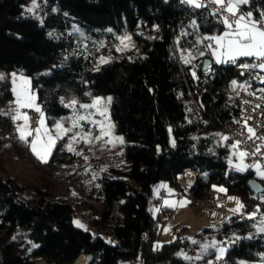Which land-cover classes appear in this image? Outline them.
Returning a JSON list of instances; mask_svg holds the SVG:
<instances>
[{"label": "trees", "instance_id": "trees-1", "mask_svg": "<svg viewBox=\"0 0 264 264\" xmlns=\"http://www.w3.org/2000/svg\"><path fill=\"white\" fill-rule=\"evenodd\" d=\"M29 1L0 0V73L24 70L29 74L43 109L55 118L70 112L66 104L73 99L85 102L100 94L110 96L111 118L125 139L123 157L131 163L124 175L138 188L108 175L101 178L100 194L109 218L103 230L118 237L119 243L111 244L91 229L75 226L72 206L53 199L46 177L63 163L60 155L67 154L66 150L58 140L47 163L42 162L28 143L17 137L10 116L0 111L3 264H35L38 259L74 264L88 253L94 254L91 264H178L177 253L188 247V240L179 234L172 242L156 247L153 222L161 215L153 216L147 204L158 183L165 181L179 188L176 176L188 170L198 175L191 188L196 198H206L215 186L226 189L228 195H239L247 211L259 205V194L251 190L248 180L256 178L264 185V179L252 170L240 173L232 169L233 141L216 134L238 112L235 103L225 107L220 92L232 78L244 79L236 67L217 64L211 70H201V84L206 86L202 102L211 124L204 126L193 118L189 96L193 82L187 70L205 59L203 38L225 29L212 12L183 0H48L41 23L26 14ZM241 8L259 20L264 0H249ZM73 28L91 38L108 40L112 37L108 29H140L144 54L136 62L125 57L100 64L97 52L88 54L80 42L75 43L69 34ZM183 34L187 36L188 58L195 57L191 64L175 53L174 44ZM11 152L42 173L43 185L25 183L10 174L6 157ZM258 217L245 221L232 215L219 225V236L231 239V234H238V239L244 238L238 247L228 249L229 264L256 260L264 251V233L254 228Z\"/></svg>", "mask_w": 264, "mask_h": 264}, {"label": "rangeland", "instance_id": "rangeland-1", "mask_svg": "<svg viewBox=\"0 0 264 264\" xmlns=\"http://www.w3.org/2000/svg\"><path fill=\"white\" fill-rule=\"evenodd\" d=\"M35 2L38 7L34 8L33 12H31L32 14L29 11L26 14L30 15L39 22H43V16L41 15V12H44V10L47 8L48 0H35ZM30 8H33V0H30L26 6L27 10ZM262 14H264V10L261 12V17ZM251 18L257 20L254 14ZM224 31H226V28L221 33L213 34L211 36L220 35ZM108 32L112 33V37L109 43L107 41L108 39L103 37L91 38L89 36H86L78 28H73L69 31V34L73 38H75V43H81V46L88 54H95L97 52V62L99 63L100 57L110 58V61L108 62L110 63L119 61L120 59H123L125 57L132 62H136V58L143 56L144 44L141 40V36L139 35L142 32L140 29L136 30L135 32H129L127 30L117 32L113 31L112 29H108ZM125 34L131 36V44L134 45V47L129 46L124 51H117L116 47L120 45V41L117 39V37L123 36ZM184 35L185 34L180 36L179 41L177 38L178 42H175L174 44L175 53L182 60L188 58L186 54L187 36L185 37ZM253 59L255 58L239 57L237 60L250 63ZM213 61L217 63L215 58L213 59ZM198 62L199 61L192 64V66L187 71L189 72V70ZM225 63L226 62L217 64ZM207 70H210L209 67ZM13 73H15L17 77L23 76L30 81L28 86L29 91L31 94L35 95V104L39 106L41 112L43 113L45 126L50 131H52L54 135V125L57 122H63L65 127H71L70 117H72L74 112H78L81 115L95 113V115L92 117L93 119L103 120L104 117H101L96 112V109L89 108L85 110L79 107L80 104L91 105L96 98H103L107 107L108 120L114 126L113 136L122 137L124 141L123 144L117 143L113 147L110 144H104L102 141L94 142L93 144H85L84 142H81L74 145L76 152L82 153V155H77L75 152L67 151L65 147L69 142V136L71 135V133H69V136H65L63 139L59 140L62 150H66L67 152V154L64 153L60 155V159L63 163L58 166V168L53 169L49 174H46V177L50 182L48 184L49 193L52 195L53 199L59 202H66L72 206L74 210L73 222L74 220L80 221L83 225H85L86 229H91L94 226L97 228H104L109 223V218L105 217L108 207L105 198L100 194V183L102 176L108 175L116 181H121L124 184H130L132 188H138L137 184L131 182L128 177L124 175V172L128 171L131 168V163H129L125 159V157H123V145L125 143V139L123 134L118 131V124L111 118L107 103V98H109L110 96L100 94L92 97L90 100L85 102L77 101V105L74 108H70V112L67 115L60 118H55L48 115L43 109L42 104L38 100L37 90L33 85L32 77L29 74H27L24 70H11L5 73H0L4 76V79H0V96H2V98H0V111L10 116L13 122V128L16 131V135L18 138L20 137V133L17 130V126L23 124L24 121H16L12 119V116L15 115V109L18 107L14 103L17 97L13 89L16 88L20 83L19 80H17L15 84L13 83ZM220 92L222 94L223 104L225 105V107H229L234 104L235 100L233 96L232 86H223L222 88H220ZM19 111L21 113L27 114V116L29 117V128L33 131V135L28 137L27 141L21 140L20 138L19 139L21 141L27 142L31 150V141L35 138L34 130L37 127H40L39 122L41 119V113L37 112L34 108H20ZM31 112H34L37 116L36 124H33L31 121ZM190 122L191 121H188L187 124H190ZM81 124L84 126V131H88L89 128H91L93 134H98V130L87 121H81ZM78 130L79 129H74V131ZM216 134H219L221 138L224 136L219 131L216 132ZM234 151L235 150L232 148V160L230 163L232 169H235L233 165L240 162L239 156L233 154ZM85 156L88 157L87 160L84 159ZM49 158L50 157H48V159ZM243 163L249 165L245 163L244 160ZM6 167L10 174L18 176L20 180L25 183H30L33 185H43L41 180L42 173L39 172L38 169H35L26 158H22L21 156L11 152L6 157ZM249 170L255 172L254 169ZM162 185H164L163 187L166 188L168 196L165 197L162 203L156 206L152 211V214L155 217L161 215V218L159 219L160 228L157 231L155 246L162 247L164 244L172 242L173 239H175L179 234L182 238H186L188 240V247L185 250L180 251L179 253H184L186 256L192 257L193 259L186 260L183 258V256H178L180 258V261L177 262L178 264H210L212 259L219 256V252L216 248H209L206 253H202V246L205 244H210L213 241L220 242L218 243L217 247L223 246L225 248L223 256H226L229 247L224 246V242L228 240H236L240 235L231 234V239H229L225 236H219L217 229L223 221L228 220L232 215H239L240 217L249 218L250 214L252 213H255V216H259L258 214H261V216L258 217V222L254 227L256 231L257 227L260 225V221L264 220V206L260 203L259 199V205L254 210L249 211H247L244 207L240 196L236 194H230L227 196L226 200L224 201V204L227 208V211L225 212L196 210L190 207L189 203L184 207H170L165 205L164 202L166 200L180 201L177 199L176 190L175 188H173V186L167 185L164 181H161L154 187L152 196L154 199L159 196V193L163 188ZM217 188L219 189L220 187ZM169 190H171V193ZM229 197H234L236 199L230 200ZM238 202L242 204L243 207L240 208L237 212L231 211L232 209H235L237 207ZM167 208L171 210H169L165 215L164 209ZM122 220L123 218L120 222H122ZM165 229L170 230L165 231ZM193 240L197 241V243H193ZM197 256H199L200 259H195V257ZM237 264H264V251L259 254L256 260H243L239 261Z\"/></svg>", "mask_w": 264, "mask_h": 264}, {"label": "snow or ice", "instance_id": "snow-or-ice-1", "mask_svg": "<svg viewBox=\"0 0 264 264\" xmlns=\"http://www.w3.org/2000/svg\"><path fill=\"white\" fill-rule=\"evenodd\" d=\"M184 3L192 5L196 8L205 7V5L199 0H183ZM210 3L218 5V8L211 13V15L217 17L226 28L220 35L205 37V39L209 41H213V43H209L206 47L210 50L211 55L215 58L217 63H224L231 61L235 63L239 57H253L260 61H264V14H262L261 19L255 20L252 19V12L243 13L241 12V6L249 3V0H209ZM38 7L36 5L35 0H33V8L28 9L29 12H33L34 8ZM42 23V21H41ZM111 31V30H109ZM50 36H53V33H49ZM120 41V45L116 47L117 51H124L127 47L134 45L131 44V36L123 35L117 37ZM127 42V43H126ZM102 46V45H101ZM200 55H204L203 52L199 53ZM223 57V59H222ZM192 59L195 57L185 58V64H191ZM110 61V58L100 57V64H106ZM100 64L97 65L96 70H99ZM239 67L243 69L248 68H259L264 70V62H260L258 64H241ZM196 73L193 71V76ZM13 83L15 84L17 80H19V85L13 89L16 94L17 99L15 100V104L18 106L15 109V115L12 116L13 120L19 121L23 120L24 123L17 126V130L20 133V139L27 141L28 137L33 135V131L29 128V117L26 113H21L19 111L20 108H34L37 112L41 113L40 119V127H37L35 131V138L31 141V150L40 159L42 162L47 163L48 157L52 155V150L56 146V142L58 140L63 139L65 136H69V142L65 146L67 151L75 152L77 155H82L81 152H76L74 147L75 144H79L84 142L85 144H93L94 142H103L104 144H110L113 147L119 143L123 144L122 137L113 136V125L108 120L107 117V107L103 100V98H96L93 104H80L79 107L82 109L93 108L96 109V112L104 117L103 120L93 119L92 117L95 113H88L87 115H81L78 112H74L71 120V127H65L63 122H57L54 125L55 135L50 131L44 122L43 113L39 106L35 104V95L31 94L29 91V83L30 81L21 76L17 77L15 73L12 74ZM0 79H4V76L0 74ZM261 82L264 83V77L261 78ZM233 88L237 87V81H232ZM240 88H245L246 86L241 84ZM261 92H264V89H260ZM250 95H254L255 93H249ZM264 98V97H262ZM111 102V97L107 98V103ZM63 103V100H62ZM77 101L75 99L69 101L66 104V107L74 108L77 105ZM259 107V105H256ZM250 119V118H249ZM81 121H87L89 124L94 126L98 130V134H93L91 128L88 131H84V126L81 124ZM245 127L247 128L249 135V139L258 138L256 137L255 129L247 126V121H245ZM74 129H79L78 131H74ZM219 135V134H218ZM223 140H227V136L222 137ZM241 141H236L232 144V148L235 150L233 152L234 155H238L240 158V162L238 164L233 165V167L240 172L248 171L249 169L255 170V175L261 179H264V165L260 163L246 165L243 163L245 157L249 155H256V153H248L245 151L239 150V145ZM260 149L257 148L256 152H259ZM85 160L88 157H84ZM231 163V161H230ZM190 175V173H189ZM164 185H162L163 187ZM215 187V186H214ZM171 193V190H169ZM220 192H226V189L220 187L218 189ZM264 198V197H262ZM229 199H236L234 197H229ZM165 205L170 207H184L189 201L180 200V201H165ZM243 205L239 202L237 203V207L232 209L231 211L237 212ZM255 213L250 214L249 218H253ZM76 225L80 228H85L80 221H75ZM170 229H165V231H169ZM257 231L264 233V220L260 221V225L257 227ZM193 243H197V241L193 240ZM217 241H213L210 244H205L202 246V253H206L209 248H216L219 252V256L217 259L223 256L225 252V248L223 246L217 247ZM36 247V245H33ZM178 256H183L186 260L193 259L192 257L186 256L184 253H178ZM195 259H200L199 256L195 257ZM211 264V262H210Z\"/></svg>", "mask_w": 264, "mask_h": 264}, {"label": "built area", "instance_id": "built-area-1", "mask_svg": "<svg viewBox=\"0 0 264 264\" xmlns=\"http://www.w3.org/2000/svg\"><path fill=\"white\" fill-rule=\"evenodd\" d=\"M168 1V0H167ZM201 3L205 5V7L199 8V10H208L210 12L215 11L218 8V5L210 3L209 0H200ZM241 12L247 13L241 8ZM108 43L110 40H107ZM209 43H213V41H209L203 38V45L206 57L212 59V64L209 66L211 70L214 65H217L213 61V56L211 55L210 50L206 47ZM260 61L258 59H253L250 63L247 64H258ZM246 62H240L237 60L235 63L228 61L225 65L236 67L241 73H244V79L232 78L230 82V86H232V81H237V87L233 88V96L234 103L238 108V112L233 114L232 122L224 125L219 129V132L224 136H227L229 139L235 143L236 141H241L239 145L240 151H245L248 153H256V155H249L244 158L245 163L252 165L256 163H260L264 165V92H261L260 89H264V83L261 82V78L264 77V71L259 68H248L243 69L239 67L241 64H245ZM203 69V60L199 61L195 66H193L188 74L190 80L193 82V87L189 89V96L193 105V118L195 122L198 124L209 126L211 124V118L206 115V108L202 102L203 91L206 90V86L201 84V70ZM193 71H195L196 75L193 76ZM245 85V88H240L239 85ZM249 93H255L254 95H250ZM259 105V107H256ZM31 121L33 124L37 123V116L34 112L30 113ZM250 118V119H249ZM245 121H247V126L255 129L256 137L249 139V133L247 128L245 127ZM257 148L260 149L259 152H256ZM235 170V169H234ZM181 176V178H180ZM196 176L197 173H196ZM176 182L179 184V191L176 194L178 200L186 199L189 201V206L196 210H209V211H227V208L224 204L228 194L226 192L218 191V188L212 187L208 191V196L206 198H196L191 188L195 186L196 179L194 181L189 178L188 171L183 174H178L176 176ZM168 196V192L166 189H161L159 196L155 199L151 196L148 199L147 210L152 212L156 206L162 203L163 199ZM264 193L259 194V201L264 206ZM261 216V214H258ZM243 220H248V217H241ZM160 228V220L155 219L153 222V229L158 231ZM91 231L96 234L102 236L103 239L109 240L111 244H117L120 242V239L116 236L110 235L105 232L101 227H92ZM150 232H147L145 235V240H149ZM244 238H240L237 240H228L224 242V246L226 247H238ZM0 264H3V259L0 257ZM211 264H229V259L227 256L220 257V259L214 258L211 261Z\"/></svg>", "mask_w": 264, "mask_h": 264}, {"label": "water", "instance_id": "water-1", "mask_svg": "<svg viewBox=\"0 0 264 264\" xmlns=\"http://www.w3.org/2000/svg\"><path fill=\"white\" fill-rule=\"evenodd\" d=\"M212 64V59L210 58H205L203 61V69L207 70L208 67ZM242 76H244V73H241ZM198 179V176L196 178V181ZM248 185L251 188L252 191H254L257 194L264 193V185L256 178H250L248 180ZM87 256V261L86 264H91L94 261V254L93 253H88L86 254Z\"/></svg>", "mask_w": 264, "mask_h": 264}, {"label": "bare ground", "instance_id": "bare-ground-1", "mask_svg": "<svg viewBox=\"0 0 264 264\" xmlns=\"http://www.w3.org/2000/svg\"><path fill=\"white\" fill-rule=\"evenodd\" d=\"M189 173H190L189 178H191V180L194 181L197 178L196 173L193 170H190ZM86 261H87L86 254H82L75 260L74 264H86Z\"/></svg>", "mask_w": 264, "mask_h": 264}, {"label": "crops", "instance_id": "crops-1", "mask_svg": "<svg viewBox=\"0 0 264 264\" xmlns=\"http://www.w3.org/2000/svg\"><path fill=\"white\" fill-rule=\"evenodd\" d=\"M199 2H200V0H199ZM256 19H257V17H256ZM205 35H207V34H205ZM209 35V34H208ZM210 36V35H209ZM214 59V58H213ZM189 171L190 170H188V173H189ZM195 172V171H194ZM196 173V172H195ZM165 182V181H164ZM167 185H169L167 182H165ZM164 188V187H163ZM162 188V189H163ZM173 188H175V190H176V194L178 193V191H179V188H177V187H173ZM164 189H166V188H164ZM169 210H171V209H164V213H168V211ZM74 224H75V226H77L76 225V223H75V220H74ZM78 227V226H77ZM80 228V227H79ZM81 229H83V230H85L84 228H81ZM86 230H88V229H86ZM35 264H56L55 262H49V261H47V260H44V259H38L36 262H35Z\"/></svg>", "mask_w": 264, "mask_h": 264}]
</instances>
